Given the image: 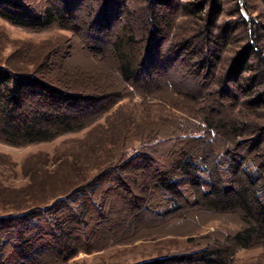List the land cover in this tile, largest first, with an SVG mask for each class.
Here are the masks:
<instances>
[{"label":"rangeland","instance_id":"374dc122","mask_svg":"<svg viewBox=\"0 0 264 264\" xmlns=\"http://www.w3.org/2000/svg\"><path fill=\"white\" fill-rule=\"evenodd\" d=\"M235 1L246 6L243 16L256 17L264 41L263 3L225 0L224 19L237 17L232 15ZM121 2H109L103 12L99 1L62 0L60 7L86 21L70 19L67 27L54 24L45 30L0 17L1 66L92 98V105L78 115L83 126L78 131L22 146L4 143L0 136V220L40 208L33 219L40 218L39 228L47 224L50 232L38 237L32 252L36 259L24 264H135L190 254L222 241L241 226L242 211H213L184 180L178 183L180 199L155 185L161 171H172L183 150L203 156L199 163L207 168L216 167L222 184H232L227 164L234 157L242 170L263 181L264 131L259 126L264 124V106L223 65L244 41L218 50L208 47L205 54H217L213 67H197L199 34H191L189 47L181 43L194 29V20L176 10L168 30L148 29L136 43L123 47L139 61L138 79L125 83L113 44L130 26V18L138 30L146 0H129V13ZM32 3L40 11L46 6L43 0ZM207 116L237 121L240 137L217 133L212 144L204 138L193 142L203 134L201 123ZM200 178L208 191L213 176L201 171ZM68 214L81 220L64 227L77 237L74 251L66 255L56 224ZM4 258L5 264H21L12 243ZM231 264H264V240L238 249Z\"/></svg>","mask_w":264,"mask_h":264},{"label":"trees","instance_id":"16d2710c","mask_svg":"<svg viewBox=\"0 0 264 264\" xmlns=\"http://www.w3.org/2000/svg\"><path fill=\"white\" fill-rule=\"evenodd\" d=\"M60 1L62 0H43L46 6L40 11L32 0H0V17L13 25L36 30H45L54 24L67 27L70 19L73 22L86 21L85 18L79 21L77 18L80 17L75 13H68L60 7ZM98 1L104 12L109 2L113 0H91L92 3ZM260 1L264 5V0ZM121 3L125 10L128 8L129 13L131 7L129 0ZM145 5L146 12L137 22L138 30L134 29L133 20L130 18L128 20L130 26H125L126 32L113 44L114 54L118 59L117 70L122 81L128 83L137 80L139 75L137 54L131 56L123 51V47L136 43L137 38H142L148 29L153 28L158 32L168 30L174 20L171 14L177 10V14L194 20V29L183 36L181 43L189 47L193 41L191 34H199L196 39L200 43L196 49L201 60L197 61V67H213V56L217 54L216 51L209 55L205 54L208 47L218 50L223 44L244 41V44L234 51L232 57L226 59V64L223 63L224 72L234 75L238 84L252 93L256 101L264 106V41L261 33L263 27H260L256 17L251 14H249L251 16L241 14L246 7L242 1L234 2L232 15H237L235 20L223 18L226 11L225 0H146ZM91 102V97L63 90L41 76L13 72L0 65V136L4 143L12 146L30 145L78 131L83 127L82 119L78 115L92 105ZM252 123L255 126L257 122ZM201 126L203 134L196 139H190L193 142H202L204 138V141L212 144L217 133L232 136L234 139L241 135V125L235 120L229 122L224 118L209 119L207 116ZM259 128L264 131V124ZM208 134L211 136L206 138ZM195 155L194 152L186 150L180 152V156L173 163L172 171H161L155 185L166 191L172 199H180L182 192L178 183L184 180L200 197L207 199L205 203L213 211L228 209L242 211L241 226L222 241H217L215 245H206L196 252L164 256L135 264H231L238 249L250 248L255 241L264 240V196L259 192H264V175L263 181L259 183V179H256L250 170H242L240 159L234 157L227 164L231 172L228 180L232 183L228 186L222 184L223 177L216 167L207 168V165L200 164L204 157L200 155L195 158ZM201 171H207L213 176V179L208 180L210 186L208 191L205 190L204 182L200 178ZM234 183H239V186L236 187ZM63 199L66 198L59 201ZM38 210L41 209L30 208L24 213L9 215L0 220L3 222L0 224V264H5L4 251L8 243H12V247L18 249L21 264L29 259H36L32 254L37 250L36 240L39 236L50 234L47 224L39 228L40 218L33 219ZM80 220L68 214L60 218L56 224L61 231L57 237L61 238V249L66 255L74 251L72 248L77 237L64 227L78 224ZM32 230L35 232L30 234Z\"/></svg>","mask_w":264,"mask_h":264}]
</instances>
